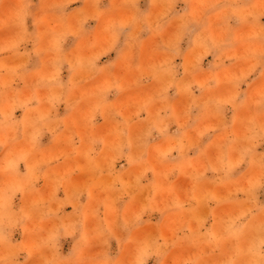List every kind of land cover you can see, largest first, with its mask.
Segmentation results:
<instances>
[{
    "label": "clouds",
    "instance_id": "9594fccd",
    "mask_svg": "<svg viewBox=\"0 0 264 264\" xmlns=\"http://www.w3.org/2000/svg\"><path fill=\"white\" fill-rule=\"evenodd\" d=\"M0 264H264V0H0Z\"/></svg>",
    "mask_w": 264,
    "mask_h": 264
}]
</instances>
